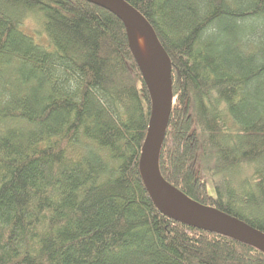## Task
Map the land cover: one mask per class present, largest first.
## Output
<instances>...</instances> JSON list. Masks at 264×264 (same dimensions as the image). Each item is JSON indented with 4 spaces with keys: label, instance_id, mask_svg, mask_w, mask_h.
Returning a JSON list of instances; mask_svg holds the SVG:
<instances>
[{
    "label": "trees",
    "instance_id": "1",
    "mask_svg": "<svg viewBox=\"0 0 264 264\" xmlns=\"http://www.w3.org/2000/svg\"><path fill=\"white\" fill-rule=\"evenodd\" d=\"M123 1L172 63L162 177L264 232V0ZM149 105L118 15L0 0V264H264L152 201Z\"/></svg>",
    "mask_w": 264,
    "mask_h": 264
},
{
    "label": "water",
    "instance_id": "2",
    "mask_svg": "<svg viewBox=\"0 0 264 264\" xmlns=\"http://www.w3.org/2000/svg\"><path fill=\"white\" fill-rule=\"evenodd\" d=\"M86 1L105 7L120 17L127 28L131 51L137 64L140 65L141 74L145 86H147L148 95L150 96L148 133L141 147L142 153L139 158L138 169L141 180L152 201L162 212L168 213L185 223L233 236L264 251V232L216 207L207 206L191 199L162 177L158 169V155L172 108L171 59L158 41L151 24L128 2L123 0ZM131 28L138 30L150 44L151 51L154 54V63L149 69L142 63ZM159 202L164 203L167 208L161 207ZM179 214L192 218L199 224L187 221Z\"/></svg>",
    "mask_w": 264,
    "mask_h": 264
},
{
    "label": "bare ground",
    "instance_id": "3",
    "mask_svg": "<svg viewBox=\"0 0 264 264\" xmlns=\"http://www.w3.org/2000/svg\"><path fill=\"white\" fill-rule=\"evenodd\" d=\"M131 32L133 33V36L135 37L137 48H138L139 54L141 55V58H142V63H143V65H145V67L147 69H149V67H151L154 63V54L151 51L150 44L147 42L146 38L135 28H131ZM159 203H160L161 207H163L165 209L167 208V206L164 205V203H162V202H159ZM174 213H176V212H174ZM179 215L187 221L189 220L191 222L199 224V222L193 220L192 218H189V217L187 218L186 216H184L182 214H179Z\"/></svg>",
    "mask_w": 264,
    "mask_h": 264
},
{
    "label": "rangeland",
    "instance_id": "4",
    "mask_svg": "<svg viewBox=\"0 0 264 264\" xmlns=\"http://www.w3.org/2000/svg\"><path fill=\"white\" fill-rule=\"evenodd\" d=\"M30 24H31V23H30ZM31 25H32V24H31ZM31 25H30V26H31Z\"/></svg>",
    "mask_w": 264,
    "mask_h": 264
}]
</instances>
